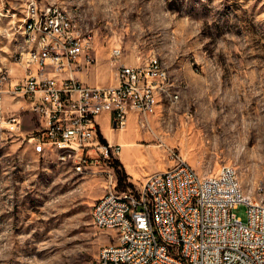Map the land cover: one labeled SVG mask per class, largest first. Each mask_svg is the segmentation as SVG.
<instances>
[{
	"label": "rangeland",
	"instance_id": "1",
	"mask_svg": "<svg viewBox=\"0 0 264 264\" xmlns=\"http://www.w3.org/2000/svg\"><path fill=\"white\" fill-rule=\"evenodd\" d=\"M31 2L60 7L91 35L98 67L91 82L116 83L111 54L121 49L120 64L162 60L180 91L145 127L138 117L153 169L136 182L127 174L119 192L173 167L174 151L202 175L233 167L240 193L264 200V0H0V74L8 72L9 82L25 77ZM105 169L78 173L72 161L0 133V264H97L116 237L93 222V206L110 185ZM233 213L247 221L245 206Z\"/></svg>",
	"mask_w": 264,
	"mask_h": 264
},
{
	"label": "built area",
	"instance_id": "2",
	"mask_svg": "<svg viewBox=\"0 0 264 264\" xmlns=\"http://www.w3.org/2000/svg\"><path fill=\"white\" fill-rule=\"evenodd\" d=\"M31 7L30 44L21 54L25 77L9 82L4 72L0 80V133L23 137L42 156L72 161L78 173L105 164L110 185L93 206V222L116 237L101 249L97 264H264V200L240 193L233 167L202 175L171 151L173 167L117 190L114 161L122 147L102 143L97 118L111 114L114 130L122 132L132 114L144 117L145 127L160 106L175 104L179 90L176 98L161 97V90L175 87L165 82L162 60L120 64L123 52L114 49L116 83L87 86L76 74L96 64L91 35L58 6ZM40 27L49 28V37L40 36ZM31 44L39 52H31ZM6 95L26 101L27 108L5 112ZM23 112L38 120L27 137ZM239 206L247 208L246 222L233 213Z\"/></svg>",
	"mask_w": 264,
	"mask_h": 264
},
{
	"label": "crops",
	"instance_id": "3",
	"mask_svg": "<svg viewBox=\"0 0 264 264\" xmlns=\"http://www.w3.org/2000/svg\"><path fill=\"white\" fill-rule=\"evenodd\" d=\"M89 71L90 72L86 76L81 74V72L77 73L76 74L77 79L81 81L83 84L91 87H95V86L104 87V86H109L111 84L109 83L106 85H100L99 82L97 81L91 82L89 78V74L94 75L98 71V67L96 66V64L93 65V68L90 69ZM22 107L27 108L26 101L17 102L16 100H14V98H12L9 95L5 96V102L3 105L5 112H10V111L19 112L21 111ZM138 117L139 115L136 113L130 116L126 132L122 134H118L117 131L114 130L111 114L103 113L97 118V123L100 127V132L103 135V137L107 140V142L112 145H120L122 147L121 153L118 155L117 158L123 164L127 174L131 176V179L134 182L143 179L144 176L149 172H151L153 169L151 167V169L149 170V165L151 162L150 160H148L146 156H144V150L142 149V146L144 145L139 143L140 141L147 138L145 135L139 134L135 130ZM23 120H24L23 130L25 135L34 132L37 129L38 120L33 113L23 112ZM142 161L145 163V165L148 164V167L146 166V168L141 169V167H139L138 164L142 163Z\"/></svg>",
	"mask_w": 264,
	"mask_h": 264
},
{
	"label": "bare ground",
	"instance_id": "4",
	"mask_svg": "<svg viewBox=\"0 0 264 264\" xmlns=\"http://www.w3.org/2000/svg\"><path fill=\"white\" fill-rule=\"evenodd\" d=\"M62 11H64L62 9ZM67 13L66 11H64ZM69 16V14L67 13ZM31 26H32V7L31 4L28 7L27 12V19L24 24V33L28 39V44H30L31 38ZM40 36L41 37H49V28L48 27H40ZM31 52H39V45L38 44H31ZM152 60H159L156 56L151 58ZM162 68L165 72V82H170V84H174L171 79V74L167 66H165L162 62ZM4 77V73L0 74V80ZM161 97L167 98H176V89L175 87H168L167 90H161Z\"/></svg>",
	"mask_w": 264,
	"mask_h": 264
},
{
	"label": "trees",
	"instance_id": "5",
	"mask_svg": "<svg viewBox=\"0 0 264 264\" xmlns=\"http://www.w3.org/2000/svg\"><path fill=\"white\" fill-rule=\"evenodd\" d=\"M99 135H100V139H101L102 143L107 145L108 142H107V140L103 137V135L101 134V132H100ZM114 167H115V169L118 168V167H120V168L122 169V172H118V173H117V174H118V184H127V182H126V179H127V173H126V170H125L123 164H122L119 160H115V161H114ZM130 186H131V184H129L128 187H130Z\"/></svg>",
	"mask_w": 264,
	"mask_h": 264
}]
</instances>
